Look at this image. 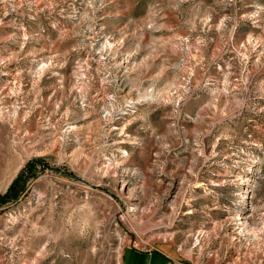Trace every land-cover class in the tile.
<instances>
[{
  "label": "rangeland",
  "instance_id": "374dc122",
  "mask_svg": "<svg viewBox=\"0 0 264 264\" xmlns=\"http://www.w3.org/2000/svg\"><path fill=\"white\" fill-rule=\"evenodd\" d=\"M127 248L264 264V0H0V264Z\"/></svg>",
  "mask_w": 264,
  "mask_h": 264
},
{
  "label": "crops",
  "instance_id": "0c3cea01",
  "mask_svg": "<svg viewBox=\"0 0 264 264\" xmlns=\"http://www.w3.org/2000/svg\"><path fill=\"white\" fill-rule=\"evenodd\" d=\"M166 257L164 253H144L135 248H127L121 255L123 264H165Z\"/></svg>",
  "mask_w": 264,
  "mask_h": 264
},
{
  "label": "trees",
  "instance_id": "16d2710c",
  "mask_svg": "<svg viewBox=\"0 0 264 264\" xmlns=\"http://www.w3.org/2000/svg\"><path fill=\"white\" fill-rule=\"evenodd\" d=\"M20 183V179L19 180H17L14 184H13V186H12V188L13 187H15L17 184H19ZM17 196V191L14 193V194H12V196L11 197H16Z\"/></svg>",
  "mask_w": 264,
  "mask_h": 264
},
{
  "label": "bare ground",
  "instance_id": "6f19581e",
  "mask_svg": "<svg viewBox=\"0 0 264 264\" xmlns=\"http://www.w3.org/2000/svg\"><path fill=\"white\" fill-rule=\"evenodd\" d=\"M246 225V224H245Z\"/></svg>",
  "mask_w": 264,
  "mask_h": 264
}]
</instances>
